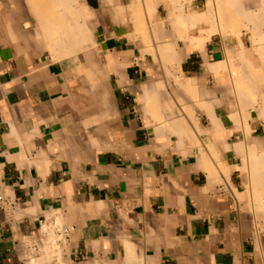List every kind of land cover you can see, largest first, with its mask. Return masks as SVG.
<instances>
[{
  "label": "crops",
  "instance_id": "obj_1",
  "mask_svg": "<svg viewBox=\"0 0 264 264\" xmlns=\"http://www.w3.org/2000/svg\"><path fill=\"white\" fill-rule=\"evenodd\" d=\"M0 264H264L263 0H0Z\"/></svg>",
  "mask_w": 264,
  "mask_h": 264
},
{
  "label": "bare ground",
  "instance_id": "obj_2",
  "mask_svg": "<svg viewBox=\"0 0 264 264\" xmlns=\"http://www.w3.org/2000/svg\"><path fill=\"white\" fill-rule=\"evenodd\" d=\"M228 2V1H227ZM263 2H264V0H263ZM230 4V3H229ZM77 5V4H76ZM217 5V4H216ZM228 5V4H227ZM49 14V13H48ZM66 16V15H65ZM81 16V15H80ZM50 19V18H49ZM66 31V32H65ZM67 33H68V35H67ZM62 34H65L67 37H66V39L65 40H67L68 41V38H69V40H71V42H73V39H74V37L77 35L76 33H74V28L73 27H70V31L68 32L67 30H62V29H59V30H56L55 31V37H53V38H55V41H54V44L55 45H59V44H61V43H63V41H62ZM64 35V36H65ZM60 38V39H59ZM64 38V37H63ZM67 41H65V45L67 44Z\"/></svg>",
  "mask_w": 264,
  "mask_h": 264
}]
</instances>
